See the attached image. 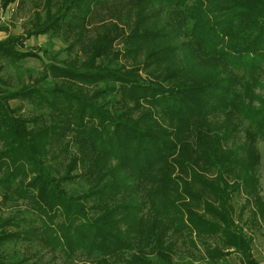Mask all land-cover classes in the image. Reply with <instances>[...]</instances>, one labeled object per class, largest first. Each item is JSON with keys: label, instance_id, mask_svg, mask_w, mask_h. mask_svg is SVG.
<instances>
[{"label": "trees", "instance_id": "16d2710c", "mask_svg": "<svg viewBox=\"0 0 264 264\" xmlns=\"http://www.w3.org/2000/svg\"><path fill=\"white\" fill-rule=\"evenodd\" d=\"M35 6L26 35L0 39V57L39 59L44 83L0 85V203L11 206L0 212V264H179L176 247L189 244L202 245L205 264L234 251L258 264L232 199L245 195L238 218L248 204L250 219L264 212V0ZM153 7L162 20L143 22ZM39 34L61 37L67 57L24 46ZM135 42L162 44L117 62L147 51ZM78 47L85 57L72 55ZM14 99L40 109L24 115ZM45 248L62 260L44 259Z\"/></svg>", "mask_w": 264, "mask_h": 264}, {"label": "rangeland", "instance_id": "374dc122", "mask_svg": "<svg viewBox=\"0 0 264 264\" xmlns=\"http://www.w3.org/2000/svg\"><path fill=\"white\" fill-rule=\"evenodd\" d=\"M39 0H27L26 3L19 7L17 5V1L11 2L6 5L5 8L2 9V18L0 19V39H3L7 35H26L27 29L29 26V20L31 19L33 11L36 9L35 4H38ZM0 1V6H1ZM160 8L153 7L148 10L149 15L152 19L148 20V16L143 19L148 23L150 21H160L162 20L163 13L159 11ZM121 15L123 16L122 20L125 19V17H129V20L133 21L135 18L134 10L130 11V13H127V10H124ZM184 37L180 36L179 40H183ZM165 42V41H164ZM163 42V44H164ZM146 45L149 46L147 48V51L142 46L139 50L141 53L139 54H131L127 53L125 51L122 53L118 59L117 62L128 64L129 62H132L133 60H141L143 57L149 53L150 51H153L156 49L158 45H161L162 43H156V42H150L149 44L141 43V42H135L133 45ZM155 45V46H153ZM24 46L26 48H32L37 51H39V54L41 55L42 59L45 61H52L60 63V61L67 57V51H66V43L64 40L59 36H49L47 34H39V35H31L29 38H26L24 40ZM127 47V44L124 46L122 40H119L115 48H119L120 50L125 49ZM83 47L74 48L72 55L74 53L81 54L82 57H85V54L81 53V49ZM139 49V48H138ZM84 50V48H83ZM85 53V51H84ZM163 55V54H161ZM164 56V55H163ZM41 70V61L36 58H25L23 60H20L17 63H14L12 61L7 60L4 57H0V85L8 87V88H17L23 84H36L39 86L44 85L43 81L38 78V74ZM36 80V81H35ZM264 82V77L262 79ZM91 88L89 86H85V90L89 92ZM259 89H256L258 91ZM260 91V90H259ZM12 106H15L18 108V110L23 113L24 115H30L35 113L39 107L34 105L32 102L28 100H20V99H14L10 101ZM258 154L260 157V161L258 163V166L256 168V174H257V186L259 193L262 197V201L264 204V140L259 139L256 143ZM1 147V145H0ZM70 186H74L73 184H70ZM245 195L242 193L234 194L232 203L234 205L235 213H234V219L241 227H243V230L247 232L248 234H251L253 237L252 240V254L257 260L258 264H264V212L261 213L258 210V214L256 215L255 219H250L251 215V209L255 207V205L248 204L247 207H245L244 211L242 212L241 218L237 217V214L241 208V206L246 205L244 204L245 201ZM11 209V206L8 207H1L0 203V212H8ZM264 210V205H263ZM250 220L248 223H243V220ZM47 248V247H46ZM44 249L42 251L43 257L46 260H50L55 263H59L62 260V256L59 255L58 250H51V249ZM174 259L179 264H186L188 261H192L195 264H205V262L208 261L206 259V256L204 254V250L202 248L201 244H196L195 247H191L190 244L188 245H179L176 247V254L174 255ZM208 264V263H207ZM211 264V263H210ZM212 264H241L240 257L237 252H230L224 259H221L220 261Z\"/></svg>", "mask_w": 264, "mask_h": 264}, {"label": "built area", "instance_id": "2783aa9c", "mask_svg": "<svg viewBox=\"0 0 264 264\" xmlns=\"http://www.w3.org/2000/svg\"><path fill=\"white\" fill-rule=\"evenodd\" d=\"M2 9H3V7L0 6V19L2 18V13H3Z\"/></svg>", "mask_w": 264, "mask_h": 264}]
</instances>
